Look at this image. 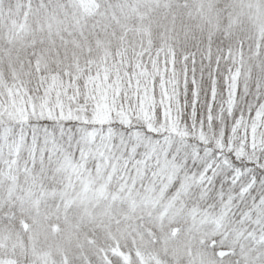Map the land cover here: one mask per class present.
Returning a JSON list of instances; mask_svg holds the SVG:
<instances>
[{
	"label": "snow or ice",
	"instance_id": "snow-or-ice-1",
	"mask_svg": "<svg viewBox=\"0 0 264 264\" xmlns=\"http://www.w3.org/2000/svg\"><path fill=\"white\" fill-rule=\"evenodd\" d=\"M0 264H264V0H0Z\"/></svg>",
	"mask_w": 264,
	"mask_h": 264
}]
</instances>
